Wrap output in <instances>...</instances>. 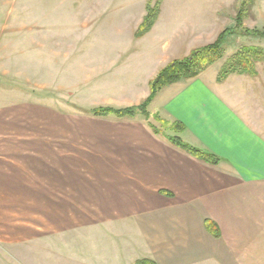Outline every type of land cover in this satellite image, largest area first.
<instances>
[{"label":"crops","instance_id":"obj_1","mask_svg":"<svg viewBox=\"0 0 264 264\" xmlns=\"http://www.w3.org/2000/svg\"><path fill=\"white\" fill-rule=\"evenodd\" d=\"M171 2L156 24L211 28L226 12L220 0ZM141 57L115 54L98 67L99 78L118 72L115 91H138L137 105L120 109L140 106L171 62ZM127 61L144 64L119 72ZM217 65L163 89L148 120L31 117L57 131L24 132L19 119L26 117L14 113L25 109L0 106V236L18 245L46 238L66 264H264V80H220ZM78 107L82 114L94 109ZM156 115L171 135L159 131ZM174 138L219 163L194 157ZM208 221L219 237L207 231Z\"/></svg>","mask_w":264,"mask_h":264},{"label":"rangeland","instance_id":"obj_2","mask_svg":"<svg viewBox=\"0 0 264 264\" xmlns=\"http://www.w3.org/2000/svg\"><path fill=\"white\" fill-rule=\"evenodd\" d=\"M149 1L154 5L159 0H0V106L12 107L13 111L25 109L26 115L14 113L26 117L19 119L21 123L25 121L20 131H57L44 129L45 121L31 117L89 115V111L82 114L78 106L120 109V105H137L138 91H115L118 72H105L103 78L97 76L101 60L110 65L109 59L115 54L143 55L141 58L149 60L155 56L169 57L172 63L215 43L225 32L224 55L216 63L218 67L223 68L244 47L264 49V37L247 33H264V0L252 1L241 29L236 27L241 0H220L218 4L225 6L222 8L226 12L219 15L214 27L183 29L160 21L148 32L137 35ZM160 1L161 8L164 0ZM170 1L164 4H172ZM205 2L191 4L204 6ZM184 6L193 8L189 4ZM182 14L193 12L183 10ZM129 62L119 72L144 64ZM256 71L264 80L263 64H257ZM90 72L94 75L90 76ZM152 118L159 131L171 135L168 129L172 130V126L157 115ZM56 244L45 238L18 245L7 243L0 236V264H66L65 253L56 252Z\"/></svg>","mask_w":264,"mask_h":264},{"label":"trees","instance_id":"obj_3","mask_svg":"<svg viewBox=\"0 0 264 264\" xmlns=\"http://www.w3.org/2000/svg\"><path fill=\"white\" fill-rule=\"evenodd\" d=\"M253 0H241L242 5L236 16V27L242 28L243 20L249 12V7H252ZM152 5V2H148L146 5L147 14L143 20L142 26L139 28L137 35H142L148 32L160 14V3ZM251 3V4H250ZM253 36L264 37V33H250ZM226 32L221 34L217 41L211 45H208L202 49L195 50L190 57L183 60H176L158 73V75L150 82V96L137 107L114 109L111 107H99L90 111V115L96 117H109L116 118H134L137 115H143L147 120L150 118L149 107L155 97L166 87L176 84L182 80H190L198 77L202 72L213 66L217 62L223 59L224 45H225ZM263 64L264 66V49L256 47H244L242 50L232 56L226 64L223 66L219 79H224L231 74L248 75L257 77L256 71L257 64ZM155 133H159L154 129ZM175 130V129H174ZM173 143L193 155L194 157L211 164H218L219 159L210 154H206L198 149L191 148L184 144L181 140L174 138ZM206 229L209 233L215 237H219L217 228L211 222L206 223ZM135 264H156L152 260L144 259L139 260Z\"/></svg>","mask_w":264,"mask_h":264}]
</instances>
